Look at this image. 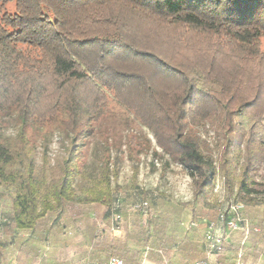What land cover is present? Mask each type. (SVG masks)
I'll return each mask as SVG.
<instances>
[{"label":"rangeland","instance_id":"obj_1","mask_svg":"<svg viewBox=\"0 0 264 264\" xmlns=\"http://www.w3.org/2000/svg\"><path fill=\"white\" fill-rule=\"evenodd\" d=\"M14 11V2L0 8V14ZM193 37L186 33L182 40L189 42ZM156 44L165 58L176 53L182 43L168 40L164 45ZM260 52V70L247 75L248 63L242 57L221 61L213 70L217 82L204 79L197 65L199 59L195 63L187 62L193 68L192 79H198L193 80V108L181 107L185 92L179 80L160 73L149 62H139L135 65H139L137 74L142 79L146 77L142 86L107 91L105 114L91 122L85 133L78 132L76 137L67 135L58 120L23 128L35 170L49 186L59 181V170L68 154L75 155L68 165L73 173L70 192L79 199L64 201L46 212L33 227L23 229L12 219L10 199L17 189L0 183V221L3 216L10 219L0 223V264H87L109 255L121 257L125 264H137L148 242L168 253L173 264H180V257L201 259L206 255V223L216 222L220 211L228 212L229 205L235 202L243 204L238 213L242 219L238 221L240 228L231 231L216 222L215 233L224 242L212 264H236L240 251L242 264H264V154L260 149L264 143V37L260 39ZM186 54L188 59L193 57L192 52ZM260 84L261 95L252 89ZM147 85L153 88L154 96L145 93ZM176 90H179L177 101L171 103ZM157 99L169 104L173 117L183 115L181 133L195 140L204 156L213 162L214 184L201 196L194 198L192 178L158 145L149 126L153 121L152 105ZM252 100L249 108L241 106ZM230 111L234 112L226 118ZM230 123H234V134L228 135L235 138L227 183L220 160L229 138L225 132ZM20 130L19 123L12 118L3 133L9 142L17 144ZM249 152H255L256 163L248 176L257 185L248 179L246 189L240 191L238 185L245 175L244 160ZM105 163L110 174L108 185L102 178L103 169H107ZM107 190L112 194L110 205L92 200L105 195ZM142 201L148 204L145 211L133 209ZM115 204L122 215V229L117 235L111 231L114 224L111 207ZM189 219L195 221V226L186 229L180 223ZM244 223L248 227L247 236ZM25 232L29 236H24ZM174 240L181 241L176 253L172 251ZM147 259L155 264L159 262L153 251Z\"/></svg>","mask_w":264,"mask_h":264},{"label":"trees","instance_id":"obj_2","mask_svg":"<svg viewBox=\"0 0 264 264\" xmlns=\"http://www.w3.org/2000/svg\"><path fill=\"white\" fill-rule=\"evenodd\" d=\"M9 2H14L15 11L0 14V183L17 189L10 202L19 228H31L64 201L79 199L70 192L73 173L68 165L75 155L68 154L59 181L49 186L35 170L23 128L58 120L67 135L85 133L91 122L105 114L107 91L142 86L146 77L137 74L139 62H149L183 84L182 108H193V80H198L192 79L193 68L187 62L199 59L197 65L206 81L215 78L213 70L223 60L242 57L248 63L246 75L261 68L264 0H0V8ZM186 33L194 36L189 42L182 40ZM158 39L163 45L168 40L182 44L175 56L163 58ZM187 52L193 57L188 59ZM261 88L262 84L252 87L260 95ZM178 92L173 91L171 103L177 101ZM145 93L154 96L149 85ZM253 100L241 106L249 108ZM153 103L149 126L158 145L187 170L194 198L203 195L214 184L212 160L195 140L181 133L182 114L173 117L169 104L160 99ZM12 118L21 127L17 144L3 133ZM233 125L226 128L229 138L220 160L227 183L235 138L228 133ZM260 149L264 154V143ZM254 155L245 156L240 191L246 189L248 179L257 185L248 176L256 163ZM106 168L102 178L108 185ZM111 198L107 190L92 200L110 205Z\"/></svg>","mask_w":264,"mask_h":264},{"label":"built area","instance_id":"obj_3","mask_svg":"<svg viewBox=\"0 0 264 264\" xmlns=\"http://www.w3.org/2000/svg\"><path fill=\"white\" fill-rule=\"evenodd\" d=\"M147 202L142 201L141 203L135 204L133 206V209L138 211H145L147 209ZM243 208V204L240 202L231 203L228 207V212L220 211L218 214L216 222H220L226 226L227 229L233 231L239 229L238 221H241L242 219L239 218L238 213ZM112 215H113V222L114 224L111 227V231L114 233H119L121 231L120 224L122 223V215L118 211V206L115 204L111 207ZM228 213H232V215H229ZM10 219L7 216L1 217L0 223H7ZM216 222L214 221H208L205 226L204 231V242L206 246V255L203 259L193 260L191 264H210L211 260L216 258L219 253L223 249V239L220 235H217L215 233L216 228ZM181 225L185 227L186 229H190L193 226H195V221L188 220L184 223L182 222ZM244 227V233L245 236L248 235V227L246 223L243 224ZM256 230V229H255ZM30 233L25 232L24 236H29ZM155 251L161 258L162 264H169L168 259L166 258L164 252L162 249L156 248L154 249L149 244H146L143 248V252L141 255L140 264H144L147 260V255L151 252ZM238 260L236 261V264H242L240 258H242L241 251L237 254ZM87 264H124L123 260L116 256H109L106 259H98L95 258L91 261H88Z\"/></svg>","mask_w":264,"mask_h":264},{"label":"crops","instance_id":"obj_4","mask_svg":"<svg viewBox=\"0 0 264 264\" xmlns=\"http://www.w3.org/2000/svg\"><path fill=\"white\" fill-rule=\"evenodd\" d=\"M189 220H191V219H189ZM180 224H181V223H180ZM120 232H121V231H120ZM120 232H119V233H120ZM115 235H117V233H115ZM118 237H120V236L118 235ZM100 240H102V238H100ZM148 244H150V243L148 242ZM180 245H181V241H180V240H177V241L174 240V243H173V246H172V251H174V253H176ZM150 246H152V245H150ZM153 248L156 249V248H159V247H153ZM159 249H162V248H159ZM162 250H163V249H162ZM142 252H143V248H142L141 254H140V256H139V261H138L137 264H140V260H141ZM151 252H152V251H151ZM153 252H154L156 255H158L155 251H153ZM163 252H164L166 258L168 259L169 264H173L170 255H169L168 253H166L164 250H163ZM109 256H114V255H109ZM109 256L102 257L101 259H106V258L109 257ZM116 257H117V256H116ZM158 257H159V262H158V264H162V262H161V258H160L159 255H158ZM119 258H121V257H119ZM180 258H181V263H180V264H191L193 260H198V259L190 260V259H185V258H182V257H180ZM203 258H204V257H203ZM203 258H201V259H203ZM121 259H122V258H121ZM122 260H123V259H122ZM214 260H215V258L211 260L210 264H212V262H213ZM233 261H234V259H233ZM123 262H124V260H123ZM124 264H125V262H124ZM144 264H155V263L147 259V260L145 261Z\"/></svg>","mask_w":264,"mask_h":264}]
</instances>
